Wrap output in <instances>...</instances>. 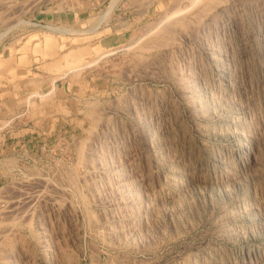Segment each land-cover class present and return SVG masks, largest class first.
I'll list each match as a JSON object with an SVG mask.
<instances>
[{
    "label": "rangeland",
    "instance_id": "rangeland-1",
    "mask_svg": "<svg viewBox=\"0 0 264 264\" xmlns=\"http://www.w3.org/2000/svg\"><path fill=\"white\" fill-rule=\"evenodd\" d=\"M1 33L58 66L0 103V264H264V0H0Z\"/></svg>",
    "mask_w": 264,
    "mask_h": 264
},
{
    "label": "crops",
    "instance_id": "crops-1",
    "mask_svg": "<svg viewBox=\"0 0 264 264\" xmlns=\"http://www.w3.org/2000/svg\"><path fill=\"white\" fill-rule=\"evenodd\" d=\"M51 42V38L44 40L42 44L37 45V52L29 45L26 49H23L24 46L22 47L23 52L0 54V103L8 102V96L11 95L14 96L13 102H15L17 95L29 94L27 86L24 85L26 89L22 88L21 82L28 84L35 78L44 79V81H47V78L52 79L54 67L58 66V63L53 59L58 52L54 51L55 46L53 47ZM33 65L38 67L35 68ZM55 73L57 74V72ZM20 101L23 100L18 102Z\"/></svg>",
    "mask_w": 264,
    "mask_h": 264
},
{
    "label": "bare ground",
    "instance_id": "bare-ground-1",
    "mask_svg": "<svg viewBox=\"0 0 264 264\" xmlns=\"http://www.w3.org/2000/svg\"><path fill=\"white\" fill-rule=\"evenodd\" d=\"M193 3H194V2H193ZM173 14H174V13H173ZM169 16H170V15H169ZM172 16H174V15H172ZM166 18H167V17H166ZM178 20H179V19H178ZM180 20H181V19H180ZM28 22H29V21H28ZM27 24H28V23H27ZM96 27H97V26H96ZM9 29H10V28H8V30H9ZM164 29H166V28H164ZM8 30H7V31H8ZM60 30H61V29H60ZM63 30H65V29H63ZM63 30H62V31H63ZM7 31H6V32H7ZM65 31H66V30H65ZM67 31H68V30H67ZM63 32H64V31H63ZM3 33H4V32H3ZM76 34H77V33H76ZM2 36H3V34L1 33V35H0V40L2 39V38H1ZM10 43H11V42H10ZM10 53H11V52H10ZM19 75H20V74H19ZM22 75H23V74H22ZM22 75H21V76H22Z\"/></svg>",
    "mask_w": 264,
    "mask_h": 264
}]
</instances>
